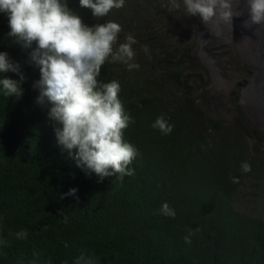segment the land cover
<instances>
[{
    "label": "trees",
    "instance_id": "1",
    "mask_svg": "<svg viewBox=\"0 0 264 264\" xmlns=\"http://www.w3.org/2000/svg\"><path fill=\"white\" fill-rule=\"evenodd\" d=\"M178 2L181 15L168 10L169 0H125L123 8L97 19L79 0H68L88 26L120 24L117 47L128 35L137 41L138 69L108 62L99 77L119 82L133 119L124 138L138 151L134 174L102 182L57 143L50 105L35 102L40 72L28 63L31 49L7 36V16L0 13V52L18 62L24 76L19 99L0 85V264H264V210L257 213L244 201L247 179L261 162L239 145L249 133L244 118L228 131L209 110L190 101L193 113L186 116L181 107L184 70L198 60V43L194 25L195 48L186 51L174 41L182 20L194 18L184 16ZM5 76L19 79L0 73ZM207 89L214 91L210 79ZM158 117L173 126L170 134L152 127ZM245 162L250 172L242 170ZM255 176L264 183V172ZM71 189L76 192L68 195ZM164 203L174 218L160 213ZM21 231L26 236L17 238Z\"/></svg>",
    "mask_w": 264,
    "mask_h": 264
},
{
    "label": "clouds",
    "instance_id": "2",
    "mask_svg": "<svg viewBox=\"0 0 264 264\" xmlns=\"http://www.w3.org/2000/svg\"><path fill=\"white\" fill-rule=\"evenodd\" d=\"M169 5L170 12L181 9L178 0H169ZM79 6L101 19L113 9L123 8L125 0H79ZM245 10L249 19L244 26H256V32L264 29V0H183L184 16L198 17L212 35L221 34L225 28L233 31L234 19L244 15ZM0 13L7 16V36L22 48L31 49L28 63L40 72V79L33 85L39 90L35 102L50 105L48 118L59 125L54 132L62 150L77 167L94 173L100 182L134 174L131 165L138 151L124 138L133 119L120 99L119 82H103L99 77L108 62H121L128 70L140 67L133 62L136 39L128 35L117 47L123 30L120 24L109 20L88 26L68 6V0H0ZM144 50L147 52V47ZM9 72L19 79L5 76L0 85L6 96L19 99L24 94L20 65L7 52H0V73ZM152 127L165 135L173 129L163 117H158ZM241 167L244 172L251 171L247 162ZM75 192L71 189L68 195ZM160 213L172 218L176 215L168 203L161 206ZM16 236L24 238L26 233L21 231ZM185 240L191 242L188 237Z\"/></svg>",
    "mask_w": 264,
    "mask_h": 264
},
{
    "label": "rangeland",
    "instance_id": "3",
    "mask_svg": "<svg viewBox=\"0 0 264 264\" xmlns=\"http://www.w3.org/2000/svg\"><path fill=\"white\" fill-rule=\"evenodd\" d=\"M178 13L181 15L182 11L180 10ZM174 16H177V12ZM192 21V23H189L182 20L178 32V40H174L186 51L188 47H194L190 30L193 25L196 27L198 43L196 57L198 60L194 62L189 60V63L186 64L184 76H188V79L183 80L186 82V86H180L182 91L180 97L181 107H184L183 113L186 116L193 113L189 106L191 101L196 106V109L200 111L209 110L213 113V116L222 122L225 125V130L228 131L231 128H235L237 121H242L241 117L244 118L249 133L240 136V139H238L239 145L246 154L254 156L253 158L257 160L260 158L261 161H257L259 164H257L254 173L247 179V184L250 185V188L246 191L248 196L245 197L244 201L249 205L248 207L255 206L251 207L254 209L253 211L262 213L264 210L262 204L264 200V183L258 182L255 175L259 171L264 172V105L257 106L256 103L254 104L253 102H256L254 97L249 102V104L252 102V109L249 108L248 104L244 103V91L252 84L254 75L260 68L255 61L246 56L243 46L239 42L238 32L235 31L237 30L235 28L238 24L237 19L234 20L236 25L233 23V31L228 36L223 34L212 35L198 17H194ZM199 30H203L206 36V43L202 44V50L213 60L224 80L221 85L212 83L214 91L207 89V80H211V76L208 68L198 55L200 49L198 41ZM192 51L190 50V54H192ZM182 60L187 61L188 58L182 56ZM240 126L243 129L245 128L243 124ZM244 130L246 131V129ZM233 149L235 151L240 150L236 147ZM257 152L258 156H256ZM229 165L233 169L235 163Z\"/></svg>",
    "mask_w": 264,
    "mask_h": 264
},
{
    "label": "bare ground",
    "instance_id": "4",
    "mask_svg": "<svg viewBox=\"0 0 264 264\" xmlns=\"http://www.w3.org/2000/svg\"><path fill=\"white\" fill-rule=\"evenodd\" d=\"M236 19L238 20V24L235 27L237 29L235 31L238 32L239 42H241L246 56L249 57L251 60L255 61L260 68V70L256 72V74L254 75L252 84L249 87H247L244 91V96H245L244 103L246 105L248 104L249 108L252 109L251 106L252 102L250 104L249 102L251 99H253V97L255 98L256 101L253 102L254 104L256 103L257 106L264 105V29H261L258 32H256V26H253L252 28H246L244 26L245 21L249 19L246 10L244 12V15ZM201 32L203 35V44H204L206 43V39H205L206 36L203 30ZM230 33L231 31L225 28L221 34L228 36ZM206 56L211 61L210 66L212 67L214 78L218 79L219 82H224V80L220 75L218 67L214 64L213 60L208 55Z\"/></svg>",
    "mask_w": 264,
    "mask_h": 264
},
{
    "label": "water",
    "instance_id": "5",
    "mask_svg": "<svg viewBox=\"0 0 264 264\" xmlns=\"http://www.w3.org/2000/svg\"><path fill=\"white\" fill-rule=\"evenodd\" d=\"M198 41L200 43V49H199L198 55L200 56L203 64L208 68L212 83L215 85L223 84V82H219L218 79L214 78L213 70H212V67L210 66L211 61L208 59V57L205 55V52L202 50L203 35H202L201 30L198 31Z\"/></svg>",
    "mask_w": 264,
    "mask_h": 264
}]
</instances>
